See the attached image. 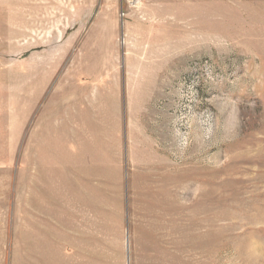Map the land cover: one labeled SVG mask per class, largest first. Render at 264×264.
I'll return each mask as SVG.
<instances>
[{"label": "rangeland", "instance_id": "374dc122", "mask_svg": "<svg viewBox=\"0 0 264 264\" xmlns=\"http://www.w3.org/2000/svg\"><path fill=\"white\" fill-rule=\"evenodd\" d=\"M0 264H264V0H0Z\"/></svg>", "mask_w": 264, "mask_h": 264}]
</instances>
